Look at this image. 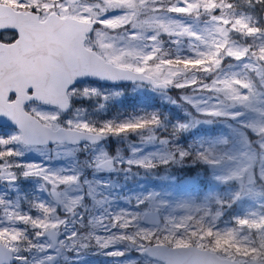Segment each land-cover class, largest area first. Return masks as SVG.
<instances>
[{
	"label": "snow or ice",
	"instance_id": "snow-or-ice-1",
	"mask_svg": "<svg viewBox=\"0 0 264 264\" xmlns=\"http://www.w3.org/2000/svg\"><path fill=\"white\" fill-rule=\"evenodd\" d=\"M90 255L264 264V0H0V264Z\"/></svg>",
	"mask_w": 264,
	"mask_h": 264
},
{
	"label": "trees",
	"instance_id": "trees-1",
	"mask_svg": "<svg viewBox=\"0 0 264 264\" xmlns=\"http://www.w3.org/2000/svg\"><path fill=\"white\" fill-rule=\"evenodd\" d=\"M158 103L155 99L146 98L141 94H132L125 98L123 102V108L127 111H132L137 107H144L149 105H154ZM93 264H107L108 261L102 259L101 257H94Z\"/></svg>",
	"mask_w": 264,
	"mask_h": 264
},
{
	"label": "rangeland",
	"instance_id": "rangeland-1",
	"mask_svg": "<svg viewBox=\"0 0 264 264\" xmlns=\"http://www.w3.org/2000/svg\"><path fill=\"white\" fill-rule=\"evenodd\" d=\"M130 95H132V94H130ZM129 95V96H130ZM135 186V182H129V187H134ZM94 257H101L102 259H104V260H107L108 261V263L107 264H109V260H110V258H108V257H104V256H100V255H90L87 259H88V264H93L92 263V261H93V258Z\"/></svg>",
	"mask_w": 264,
	"mask_h": 264
}]
</instances>
